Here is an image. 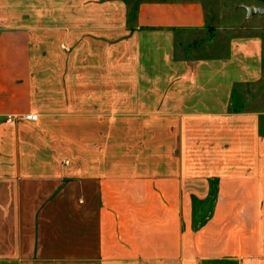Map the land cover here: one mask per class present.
Masks as SVG:
<instances>
[{
    "label": "crops",
    "instance_id": "crops-1",
    "mask_svg": "<svg viewBox=\"0 0 264 264\" xmlns=\"http://www.w3.org/2000/svg\"><path fill=\"white\" fill-rule=\"evenodd\" d=\"M244 5L0 0V264H264Z\"/></svg>",
    "mask_w": 264,
    "mask_h": 264
},
{
    "label": "rangeland",
    "instance_id": "rangeland-1",
    "mask_svg": "<svg viewBox=\"0 0 264 264\" xmlns=\"http://www.w3.org/2000/svg\"><path fill=\"white\" fill-rule=\"evenodd\" d=\"M241 2H242V0H204V3L207 7H209L210 5H212L214 7L216 5L217 8L222 7L223 5H226V4L236 6V5L240 4ZM241 9H243V8H241ZM247 23H248V25H246L247 27H246L245 31L241 30V32L254 31L255 26H258L257 24L253 23V20L252 21L250 20ZM260 91H261L260 86L257 85L255 87H252L249 90V93L248 94L246 93L245 97H246V99H248L253 94L260 93ZM249 107L251 109H264V98L261 101L257 100L255 102H253Z\"/></svg>",
    "mask_w": 264,
    "mask_h": 264
},
{
    "label": "water",
    "instance_id": "water-1",
    "mask_svg": "<svg viewBox=\"0 0 264 264\" xmlns=\"http://www.w3.org/2000/svg\"><path fill=\"white\" fill-rule=\"evenodd\" d=\"M244 8L247 10L249 16L252 13H257V12L262 13V12H264V8H260V7L251 8V7H248V6L244 5Z\"/></svg>",
    "mask_w": 264,
    "mask_h": 264
},
{
    "label": "built area",
    "instance_id": "built-area-1",
    "mask_svg": "<svg viewBox=\"0 0 264 264\" xmlns=\"http://www.w3.org/2000/svg\"><path fill=\"white\" fill-rule=\"evenodd\" d=\"M26 118L31 119V120H36L38 118V115L37 114H27Z\"/></svg>",
    "mask_w": 264,
    "mask_h": 264
}]
</instances>
